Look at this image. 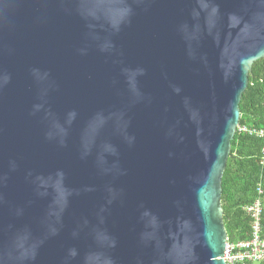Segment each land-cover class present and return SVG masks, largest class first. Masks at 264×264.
I'll use <instances>...</instances> for the list:
<instances>
[{
  "label": "water",
  "instance_id": "95a60500",
  "mask_svg": "<svg viewBox=\"0 0 264 264\" xmlns=\"http://www.w3.org/2000/svg\"><path fill=\"white\" fill-rule=\"evenodd\" d=\"M262 58L264 0H0V264H226Z\"/></svg>",
  "mask_w": 264,
  "mask_h": 264
},
{
  "label": "trees",
  "instance_id": "16d2710c",
  "mask_svg": "<svg viewBox=\"0 0 264 264\" xmlns=\"http://www.w3.org/2000/svg\"><path fill=\"white\" fill-rule=\"evenodd\" d=\"M239 127L264 131V58L253 63L248 83L239 103ZM264 138L236 130L221 179L220 203L227 242L236 243L250 238L251 218L244 210L259 199L260 237L264 240ZM260 185L262 194L257 195ZM240 264H264L245 262Z\"/></svg>",
  "mask_w": 264,
  "mask_h": 264
},
{
  "label": "built area",
  "instance_id": "2783aa9c",
  "mask_svg": "<svg viewBox=\"0 0 264 264\" xmlns=\"http://www.w3.org/2000/svg\"><path fill=\"white\" fill-rule=\"evenodd\" d=\"M238 131L248 132L250 135L264 138V131L247 130L245 127H237ZM262 164L264 165V148L262 150ZM257 195H261L260 185L256 188ZM250 215L251 229L250 238L247 241L228 243L223 251V260L226 264H240L245 262H264V240L260 237V213L259 199L244 208Z\"/></svg>",
  "mask_w": 264,
  "mask_h": 264
}]
</instances>
